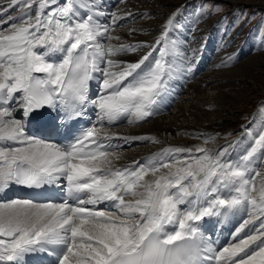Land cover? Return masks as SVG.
<instances>
[{"label": "bare ground", "instance_id": "obj_1", "mask_svg": "<svg viewBox=\"0 0 264 264\" xmlns=\"http://www.w3.org/2000/svg\"><path fill=\"white\" fill-rule=\"evenodd\" d=\"M58 1H61V3L63 2L62 0H58ZM124 1H125L124 2L125 4H121V6L124 7L123 12H128V10H131V9H134V10L138 9V10H141L144 12L142 19L136 22L137 24H135V25L131 24L127 27L128 31H122L119 33V35H121L123 39L127 40V42L124 44L117 43V44L122 45L121 50H126L125 53L121 54V56H123V57H120V58H122L124 63L130 65L134 61L144 59V57H142L141 51H139V50L131 51V49L134 48L135 41H136L135 38H132V37L139 35L140 30L144 31L145 29H148V28L159 27L160 25H162V24H159V21L162 19V16L163 15H169V13H171L174 9L173 10H167L168 12L165 11L164 8H165L166 3L162 2L160 0H124ZM220 1H226V0H220ZM230 2H228V3H230ZM178 4H180V3H178ZM178 4L175 3L176 6ZM232 4H233L231 6L232 8H233V6H237L236 3L233 1H232ZM159 5L161 7H164V8L163 9L160 8L156 12L153 11V8H157ZM119 9H120V6H119ZM150 11H153L151 13H156L157 19L151 20L153 18L151 16ZM146 17H148V18L145 19ZM156 30H157V28L153 32H155ZM138 32H139V34H138ZM147 39L149 40L150 38H147ZM109 43H114V42H109ZM107 47H108V53H110L109 57L113 58V56H114V54H113L114 50L112 49L113 47L111 45H109ZM245 60H247V59L244 58V60H240L239 62H237L236 64H234L232 66L222 68V69H218L217 71H213V72H208L207 74H203L200 78L194 80L192 83H190L188 85L187 90H186L184 96L182 97V100L177 101L169 112L165 113L164 115L158 116V117H156V118H154L151 121H148L146 123L139 124V125L134 126V127L122 129V132H126L129 135L142 133V132L152 133L158 142L155 144H147V145L140 144V145L135 146L132 149L127 148L124 150H120V151H118V153L116 154L115 157L118 156V158L132 159L137 154L142 153V151L145 150L147 147L154 148V147H158L162 144H175V145L182 144V145H188L187 147H190V148L212 147L214 145L212 142H203L202 138L204 136H210L212 134L229 133L227 131L226 132L225 131L224 132L223 131L222 132L221 131L207 132V128H206V126H209L210 124H211V126L216 125L215 123H211L214 121V120H211V117H214L213 114L219 115V116L216 115V120H220V119H223L225 117V115H222V113H224V111H227V113H230V110L228 108H225L226 104L231 103V101H229V99H228V93H226L224 91H219L218 94L214 98L211 97V95H209V94H207L208 96L204 100L202 98H199V100H196V101L200 102L202 105H200V107H197V105H196L192 108L194 110V112H192V113H194V114H191V116H194L195 120L193 121V118H191L190 116H189L190 119H188L187 121L182 120L180 122L179 119L181 118V116H183V118H184V116H185L184 113L187 112L188 110H191L190 108H191V105H193V103H192V101L189 103L190 97H192V98L196 97L195 95H197V91L199 90V92H201L200 89H202V88H203L202 89L203 92H205L204 88H207V87L210 88L211 86H213L215 84L218 85L217 82L219 79H217V78H219V77L221 78L224 73H227L228 70L237 67L241 62H243ZM141 66H143V64H141ZM254 66H255V68L263 67V69H264V60H261V62L255 64ZM251 67H252V65H251ZM252 70L247 71V75H246L247 77L242 76L240 73L237 74L236 76L239 77L238 78L239 83H241L243 85L244 81L250 79L251 74L253 73ZM252 76H253V74H252ZM252 85L253 84H251V86ZM218 86L211 88V90H217ZM197 87H198V90L196 89ZM219 88H221V86ZM254 88L257 89V87H255V86H254ZM206 90H209V89H206ZM203 92H201V93H203ZM205 96H206V94H205ZM217 100L221 101L219 103L220 105L215 104V102L217 103ZM180 105L182 106V108H184V111ZM217 107H219V108H217ZM257 109L258 108H255L253 111L248 113L249 119L243 124L244 130L246 129L248 123L252 122L251 118H254L255 120L257 119V116H258ZM182 112H184L183 113L184 115L182 114ZM189 117H187V118H189ZM213 119H215V118H213ZM204 121L206 124L203 123ZM6 124H10V126L7 127V126H5ZM11 126H12L11 123L7 120L6 117H4V113L0 112V131H4V130L10 128ZM196 127H201V128H200V130H194L193 128H196ZM237 128H239V127H237ZM182 134L188 135L189 137L187 139H184V138H182ZM231 135L232 134H228V135L224 136L221 139V141L226 140ZM52 151H53V148L51 147V145H49L47 143H32L26 147H23L19 152H20V154H22L28 158L35 159V158H38L41 156H45V155L51 153ZM54 209H55L54 207H51L48 205H42V206L29 205V204L22 202V201L11 202V203H5L3 206L2 205L0 206V217L12 218L13 220H18V221L20 220V221H26L29 223L41 224V223H44L48 219L47 217L42 218V216L45 213H50V212L54 211Z\"/></svg>", "mask_w": 264, "mask_h": 264}, {"label": "rangeland", "instance_id": "obj_2", "mask_svg": "<svg viewBox=\"0 0 264 264\" xmlns=\"http://www.w3.org/2000/svg\"><path fill=\"white\" fill-rule=\"evenodd\" d=\"M160 1L166 3V5H165L166 9L159 5L158 6L159 8L158 7L157 8H153V11L156 12L160 8H162V9L164 8L165 11L173 10V9L176 8L175 3H177V4L178 3H182L185 0H160ZM213 1L223 2V3H225L227 5V7H231L233 5L232 4V1H233L237 5V6H233V8H236V7L241 6V5H245V6H248V7L260 6L261 8H257V10H259V11H261L263 13V17H258V18L254 17V18H252L251 21L248 23V25L244 26V27H249V29L252 26L255 27V25H258L260 22L264 21V0H235V1L234 0H226L227 2L226 1H220V0H213ZM228 2H230V3H228ZM153 11H150V13L153 12ZM151 16L153 18L151 20L157 19L156 18V13H151ZM165 16L166 15H163L162 18L165 17ZM138 34H139V32H138ZM139 35H136L135 37L134 36L132 37V38H135V40H136L135 43L137 41H142V40L143 41H145V40L148 41L147 38H150V37L145 36L143 34H141L142 36L140 35L141 37ZM246 59L247 60L241 62L237 67L228 70L227 73H224L221 78L220 77L217 78V79H219L218 82H217V84L219 86L215 84V85L211 86L210 88H208V87L204 88L205 92H203V90H202L203 88L200 89L201 92H203V93L199 92L198 87H197L196 89L198 91H197V95H195L196 97H193V98L190 97V99H189V103L191 101L193 103V105H191V108H190L191 110H188L185 113L182 112V114L184 113L185 116H184V118H183V116H181L182 119L181 118L179 119L180 122L182 120L187 121L188 119H190V117L193 118V121H194L195 120L194 116H191V114H194V113H192V112H194V110L192 108L194 106H196V105H197V107H200V105H202L200 102H197L196 100H199V98H202L203 100L206 99L207 96H208L207 94L211 95V97L214 98L218 94L219 91H224V92L228 93V99H229V101H231V103L226 104L225 108H228L230 110V113H227V111H224V113H222V115H225V117L223 119H220V120H216V115L217 114H213L214 117H211V120H214V121L211 122V123H215L216 125L215 126H211V124H210L209 126H206L207 132H216V131H221V132L222 131L223 132L227 131V132H230L232 130H235L237 127H242L243 124L249 119L248 113L253 111L255 108H258V111L262 112V108H260L259 105L262 106L264 104V69H263V67L255 68L254 65L259 63V62H261V60H264V52H258V53L252 54L250 56H247ZM242 60H244V59H242ZM251 65H252V67H251ZM247 69L248 70H252L253 69L252 70L253 71V73H252L253 76L251 74L252 78L250 77V79L244 81L243 85H242L241 83H239V79H238L239 77H237L236 75L240 73L242 76H246L247 75V71H248ZM251 84H253L255 87H257V89H255L253 85L251 86ZM215 86H218V89L217 90H211V88H214ZM220 86H221V88H219ZM206 89H209V90H206ZM205 94H206V96H205ZM220 102H221L220 100H217V103L215 102V104L216 105L217 104L220 105L219 104ZM219 107H217V108H219ZM181 108H182V106H181ZM182 109L184 111V108H182ZM217 116H219V115H217ZM185 117L186 118L189 117V118L186 119ZM213 118H215V119H213ZM253 120H255V119L251 118V121H253ZM203 123H205V121ZM200 128L201 127H196V128H193V129L194 130H200ZM188 137H189L188 135L182 134V138L187 139ZM179 145L186 146V147L188 146V145H182V144H179Z\"/></svg>", "mask_w": 264, "mask_h": 264}]
</instances>
